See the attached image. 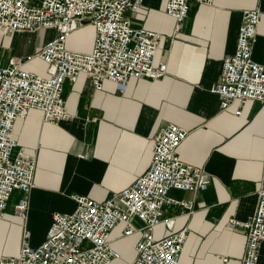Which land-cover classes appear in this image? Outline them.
Listing matches in <instances>:
<instances>
[{
  "label": "crops",
  "instance_id": "0c3cea01",
  "mask_svg": "<svg viewBox=\"0 0 264 264\" xmlns=\"http://www.w3.org/2000/svg\"><path fill=\"white\" fill-rule=\"evenodd\" d=\"M166 1L145 0L139 13L130 15L134 27L161 35L157 60L165 61L168 67L163 78L131 79L124 92L105 81L103 89L97 91L81 74L76 83L64 85L63 98L70 119L52 124L44 121L40 111L31 110L25 119L16 121L15 153L34 155L37 167L34 187L28 195L27 218L14 212L21 196L15 192L0 220V257L19 255L24 230L29 232L30 246L44 242L53 215L75 211L73 197L102 202L130 187L150 167L155 136L167 125L175 124L188 131L178 148L179 158L210 176L205 191H169V197L176 201L193 202L191 214L178 204L166 209V214L176 219L174 229L188 228L179 264L241 263L246 234L240 228H229L228 221L247 220L256 206L264 175V104L250 101L242 116L237 117L236 106L222 110L210 89L220 78L223 61L235 51L245 10L260 8L263 12L253 59L264 65V0L192 4L179 30L165 14ZM36 34L42 37L31 47L15 41L22 34L1 33L2 64L36 55L55 35L44 30L31 35ZM75 34L85 37L87 47L74 51L91 52L93 26L79 28L68 43ZM24 68L48 75V66L36 57L25 62ZM136 225L141 227L138 221ZM122 231L123 225H119L111 233L110 245L120 254L112 264H131L136 257L135 246L143 236L137 232L124 237ZM8 235L17 243L11 252L4 238ZM153 235L162 238L168 231L159 226ZM259 255L258 264H264V243Z\"/></svg>",
  "mask_w": 264,
  "mask_h": 264
},
{
  "label": "built area",
  "instance_id": "2783aa9c",
  "mask_svg": "<svg viewBox=\"0 0 264 264\" xmlns=\"http://www.w3.org/2000/svg\"><path fill=\"white\" fill-rule=\"evenodd\" d=\"M214 1L167 0L165 14L179 30L192 4L212 6ZM144 4L145 0H0V33H55L36 55L11 59L7 65L0 61V220L15 192L21 196L14 212L25 220L28 195L34 187L37 159L24 152L15 153L16 121L25 119L31 110L40 111L44 121L52 124L70 119L63 98L64 85L76 83L81 74L97 91L110 81L122 92L131 79L156 81L167 74V63L157 60L161 35L134 27L130 16L138 14ZM262 18L260 8L243 12L235 51L223 61L220 78L210 89L222 110L236 106L237 117L242 116L250 101L264 104V65L253 59ZM86 24L95 31L92 51L69 49V38ZM35 57L48 66L47 76L24 68V63ZM187 136L188 131L175 124L162 128L154 138L151 164L142 177L102 202L73 197L75 211L54 214L44 242L30 246L29 232L24 230L19 255L0 257V264H112L120 258L110 245L111 233L119 225H123L124 237L143 234L131 264H179L188 228L174 229L176 219L168 216L166 209L178 204L191 214L193 202L176 201L169 197V191H205L210 184L206 171L185 164L178 156V148ZM159 226H164L167 236L154 237ZM228 226L246 234L240 264H258L264 243V175L253 214L245 221L232 218Z\"/></svg>",
  "mask_w": 264,
  "mask_h": 264
},
{
  "label": "rangeland",
  "instance_id": "374dc122",
  "mask_svg": "<svg viewBox=\"0 0 264 264\" xmlns=\"http://www.w3.org/2000/svg\"><path fill=\"white\" fill-rule=\"evenodd\" d=\"M51 35L52 34L46 35V38L51 37ZM40 37H42V36H39L37 34L36 35H31V34H26L25 35V34H22V35L19 36V38H16L15 41L16 42H20L21 46L28 44L29 46L33 47L34 45H36L40 41V39H41ZM0 39H1V33H0ZM84 39H85V37H82V36L81 37L80 36L77 37V34H75V36L73 38V41H70L68 43L67 47L69 49H72V50L78 49V48H84L86 46V44H87ZM18 40H20V41H18ZM74 40H75V42H74ZM9 54L11 55V52ZM23 235H24V232H23ZM9 237H10V235H8L7 238L4 236V238L6 239L5 241L6 242L8 241L6 247L9 250V252H11L13 249L16 250L17 243H16V240L13 239V236L11 237V239H9Z\"/></svg>",
  "mask_w": 264,
  "mask_h": 264
},
{
  "label": "bare ground",
  "instance_id": "6f19581e",
  "mask_svg": "<svg viewBox=\"0 0 264 264\" xmlns=\"http://www.w3.org/2000/svg\"><path fill=\"white\" fill-rule=\"evenodd\" d=\"M87 43V42H86ZM85 47H87V44H86V46Z\"/></svg>",
  "mask_w": 264,
  "mask_h": 264
}]
</instances>
